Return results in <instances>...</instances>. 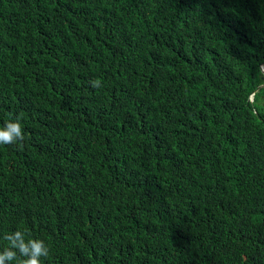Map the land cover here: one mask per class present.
<instances>
[{"label":"trees","instance_id":"1","mask_svg":"<svg viewBox=\"0 0 264 264\" xmlns=\"http://www.w3.org/2000/svg\"><path fill=\"white\" fill-rule=\"evenodd\" d=\"M261 66L264 0H0V251L264 264Z\"/></svg>","mask_w":264,"mask_h":264},{"label":"clouds","instance_id":"2","mask_svg":"<svg viewBox=\"0 0 264 264\" xmlns=\"http://www.w3.org/2000/svg\"><path fill=\"white\" fill-rule=\"evenodd\" d=\"M93 87H99V81L90 82ZM20 117L14 121L9 120L3 127H0V145L17 144L22 146L24 140L23 130L20 124ZM29 233L15 231L6 234L4 240L8 241V246L0 251V264H41V258H47L49 248L44 241L28 238Z\"/></svg>","mask_w":264,"mask_h":264},{"label":"water","instance_id":"3","mask_svg":"<svg viewBox=\"0 0 264 264\" xmlns=\"http://www.w3.org/2000/svg\"><path fill=\"white\" fill-rule=\"evenodd\" d=\"M261 69H262V70H263V72H264V69L262 68V66H261ZM260 86H264V83H263V84H261V85H259V86H258V88H259Z\"/></svg>","mask_w":264,"mask_h":264}]
</instances>
